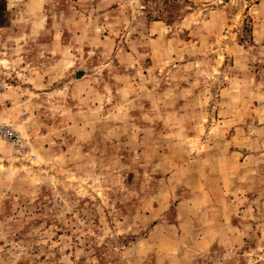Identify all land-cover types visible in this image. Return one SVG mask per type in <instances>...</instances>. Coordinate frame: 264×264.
<instances>
[{
    "label": "rangeland",
    "instance_id": "374dc122",
    "mask_svg": "<svg viewBox=\"0 0 264 264\" xmlns=\"http://www.w3.org/2000/svg\"><path fill=\"white\" fill-rule=\"evenodd\" d=\"M0 264H264V0H0Z\"/></svg>",
    "mask_w": 264,
    "mask_h": 264
},
{
    "label": "built area",
    "instance_id": "2783aa9c",
    "mask_svg": "<svg viewBox=\"0 0 264 264\" xmlns=\"http://www.w3.org/2000/svg\"><path fill=\"white\" fill-rule=\"evenodd\" d=\"M9 135H10L11 138L14 137V133L13 132H10Z\"/></svg>",
    "mask_w": 264,
    "mask_h": 264
}]
</instances>
